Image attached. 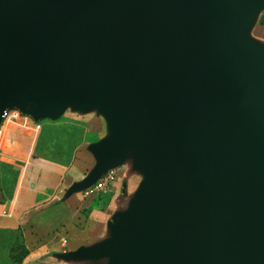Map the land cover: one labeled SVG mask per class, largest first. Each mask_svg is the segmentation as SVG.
<instances>
[{"label": "water", "instance_id": "1", "mask_svg": "<svg viewBox=\"0 0 264 264\" xmlns=\"http://www.w3.org/2000/svg\"><path fill=\"white\" fill-rule=\"evenodd\" d=\"M264 0H0V119L94 108L106 134L71 189L131 152L141 174L109 264H264Z\"/></svg>", "mask_w": 264, "mask_h": 264}, {"label": "crops", "instance_id": "2", "mask_svg": "<svg viewBox=\"0 0 264 264\" xmlns=\"http://www.w3.org/2000/svg\"><path fill=\"white\" fill-rule=\"evenodd\" d=\"M263 11L264 6L248 24L247 35L264 46V24L258 23ZM91 117L98 118L101 128L87 140L89 132L84 131L89 129ZM17 118L2 114L0 119V261L9 264V246L19 235L27 251L18 264H109L107 255L76 256L70 252L110 236V216L129 209L141 178L131 152L109 168L113 175L104 191L109 197L102 203L97 194L103 192L89 189L91 185L83 189H71V185L87 171L79 160L93 163L86 146L106 134L105 118L94 108H68L55 118L41 117L46 118L41 121ZM68 123L80 127L81 133L74 139L67 158L58 161L59 151L55 158L46 157L42 151L54 141L51 136L49 140L44 138L46 128H64ZM56 147L49 149L60 150Z\"/></svg>", "mask_w": 264, "mask_h": 264}, {"label": "rangeland", "instance_id": "3", "mask_svg": "<svg viewBox=\"0 0 264 264\" xmlns=\"http://www.w3.org/2000/svg\"><path fill=\"white\" fill-rule=\"evenodd\" d=\"M261 8L262 7H260L257 10L256 14L258 13V11ZM15 109H17V108H15ZM66 109L68 110V107ZM95 110H96V113H98L99 115L103 116L100 113V111H98L97 109H95ZM17 119L23 120L20 117H18ZM83 119L84 118H82V120ZM41 120H46V118H41L39 121H41ZM86 121L88 122L89 120L87 119ZM88 126H89V129H87V130L84 131V133L89 132L88 137H85V138H87V140L93 138L95 136L94 133H97V131H99V129L101 128L100 127L101 125H100L99 120H98L97 117H95V118L94 117H91L90 124H88ZM46 129L47 130L45 132L44 138H47L46 140H49V137L51 136L50 138L51 139H54V141H52L50 144L49 143L46 144L45 148L42 151L43 154L46 157L52 156V158H55V154L58 155V151H59L60 159L58 161H60V162L64 161V158L65 157L67 158V155H68L69 151L71 150V147H72L74 141H76L74 139H78L77 137L80 136V133H81L80 127L73 126V125H71V124L68 123L64 128L63 127L58 128V127H54L53 126V127H48ZM51 146L52 147L53 146L54 147L57 146L60 150H57L56 152L50 151L51 149H49V148ZM79 162L80 163L82 162V165H83V169L84 170H88V168L91 166L90 164L92 163L91 160H88V159H83L82 161L79 160ZM69 170H71V169H68V171ZM69 174H71V171L69 172ZM92 194L95 195V193H92ZM0 264H3V263L0 261Z\"/></svg>", "mask_w": 264, "mask_h": 264}, {"label": "trees", "instance_id": "4", "mask_svg": "<svg viewBox=\"0 0 264 264\" xmlns=\"http://www.w3.org/2000/svg\"><path fill=\"white\" fill-rule=\"evenodd\" d=\"M258 23L264 24V11L258 17ZM109 197L108 192L98 193L97 198L101 199L102 203H104ZM26 247L23 243L22 238L18 235L16 236L9 246L8 258L7 261L9 264H18L22 257L26 254Z\"/></svg>", "mask_w": 264, "mask_h": 264}, {"label": "built area", "instance_id": "5", "mask_svg": "<svg viewBox=\"0 0 264 264\" xmlns=\"http://www.w3.org/2000/svg\"><path fill=\"white\" fill-rule=\"evenodd\" d=\"M3 115H9L10 117H19L21 116L22 119H27L28 117H31L26 112L20 111L15 108H6L3 111ZM2 134V128L0 126V137ZM113 171L108 169L106 170L99 178H97L89 187V189H94L95 191L104 192L108 189V186L110 184V181L112 179ZM62 241L65 242V238H62Z\"/></svg>", "mask_w": 264, "mask_h": 264}]
</instances>
